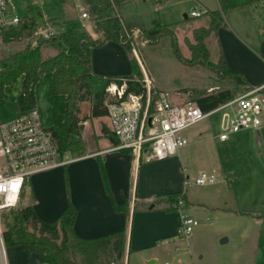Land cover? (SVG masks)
Segmentation results:
<instances>
[{"label": "crops", "instance_id": "1", "mask_svg": "<svg viewBox=\"0 0 264 264\" xmlns=\"http://www.w3.org/2000/svg\"><path fill=\"white\" fill-rule=\"evenodd\" d=\"M201 4L205 7L204 3ZM227 13L228 16L223 18L224 24L206 38V46L207 39L212 37L218 50L217 60L222 58L226 69L240 74L249 86L243 93L252 88L264 87V0L229 9ZM185 17L187 18V15ZM208 50L211 57V51L209 48ZM91 67L94 74L103 77H123L133 73L129 53L122 44L114 41L92 49ZM19 79L22 88L23 76ZM43 82L44 86H40ZM52 85L53 74L46 73L36 85L35 92L50 93ZM208 89L206 91L209 94L219 90L210 87ZM240 94L242 93L238 95ZM192 96L193 92H189V98L186 96V99L192 101ZM51 97L62 100V120L59 121L62 122L64 96ZM18 113L19 106L14 116L2 120H10ZM97 120L99 119H93ZM85 122L82 132L84 139L87 131ZM216 127L218 131L207 139L205 134L210 130V133H213L212 126L200 130L195 142L210 139L216 141V147L212 148V151L209 150L208 160L212 161L211 173L223 178L220 186L215 187L219 178L216 183L208 186L187 181L189 175L185 174L187 167L182 163L181 157L174 156L173 159H179L181 163H178L175 169L166 171L157 169L154 162H146L144 155L139 157L130 150L115 149L116 138L109 126L112 134L106 135L98 130L92 145L88 143L89 150L85 155L74 158L67 154L63 157L70 161L65 166L32 177L38 178L35 188L42 182L43 175H47L46 179L50 184L57 182L63 185V202L53 214L52 220H46L38 214L34 207L38 202L28 206L32 205L41 219L52 222L71 201L77 210L73 230L81 238L100 237L124 231L126 260L123 264H126L128 256L129 261L132 259V264L157 263L161 253L156 247H160L165 240L175 243L177 227L183 215H203L209 220L210 216L217 212L224 213L229 215L223 218L224 221L232 228L246 223L248 226L256 225L262 228V233L246 243V250H241L242 252L237 250L235 254L224 255L217 250L216 257L205 261V252L197 254L198 258L195 260L190 250L189 256L184 254V261L188 264H255L259 249L264 248V219L239 216L232 211L264 212V142L257 137V131L253 130L232 134L228 140L221 141L220 119ZM243 176L258 179L257 186L250 188L234 181L236 177ZM229 178H232L235 186L229 184ZM31 183V190L34 191L32 179ZM171 193L184 194L187 207L178 212H166V205L156 203L158 197ZM231 215L234 218H231ZM199 234V230H196L190 237V242ZM224 235H220V238H224ZM229 241L230 237H226L221 243L226 244ZM33 256L37 259L36 263L41 262L39 256Z\"/></svg>", "mask_w": 264, "mask_h": 264}, {"label": "rangeland", "instance_id": "2", "mask_svg": "<svg viewBox=\"0 0 264 264\" xmlns=\"http://www.w3.org/2000/svg\"><path fill=\"white\" fill-rule=\"evenodd\" d=\"M15 1L18 5L19 14L22 17H34L38 22H43L40 15L44 16L53 24L56 35L61 32H68L73 35L87 32L93 37H100L99 32L93 28L92 17L89 14L85 0ZM199 1L204 3L206 10L211 11L216 9L221 12L223 18L224 16H228L227 11L222 12L220 10L218 0ZM29 4L32 5L33 11L29 12L27 10V5ZM195 5L196 3L191 0H123L119 13L124 28V42L129 46L131 56L139 64L143 73V82H146L147 78L152 82L151 104H154V107L163 98L173 104H181L188 101L186 98H189V92L196 90L206 91L209 90V87L214 90H217V88H233L236 83L234 80L221 77L222 71H219V74H217V68L219 67V60H217L218 50L212 37L207 39V46L211 51V57L209 58L211 65L188 64L187 61L191 59L189 42H193V31L200 27H207L210 23V16L208 14L191 17V12L195 8ZM82 12H87L88 17L82 18ZM186 15L187 18L185 17ZM155 23L164 25L165 29H162V36L150 38L144 30L153 28ZM133 28H138L140 32L133 35L131 32ZM169 32H172L173 36ZM24 41L25 39L8 44L0 42V56L11 51L23 49L25 47ZM55 53L53 48L48 47L43 50L42 56L46 58ZM44 84L43 82L40 86H44ZM20 88L21 79L6 88L5 94L7 99L0 103L1 119L11 118L17 113L18 105L16 101H13V97L18 95ZM108 93L110 94L109 99L113 100V92ZM239 93H243V91L241 90L236 95ZM35 95L45 126H53L56 122L62 120V100L60 98H52L49 92H35ZM80 106L82 114L87 115L90 104L84 102ZM219 119V113L212 115L205 121L184 132L189 145L182 148L175 156L181 157L182 163L187 167L185 174L189 175V179L187 180L189 182H194L202 171L207 173L212 172L210 168L212 161L208 160V153L209 150L212 151V148L216 147V141L210 139L209 141L195 142V140L199 137V131L209 125L212 126L213 133H210L211 130L209 133H206V139L215 134L218 131L216 126ZM85 123L87 124H85L87 131L83 140L86 143L87 153L89 150L88 143L92 145L97 131H102L103 127L108 128L109 122L105 117L97 121L90 120L88 123ZM72 157L76 158L75 156ZM173 157L164 160H149L144 155L146 162H154L157 169L166 171L175 169V166L181 163L179 159L174 160ZM46 176L43 175V180L37 187L38 190L35 188L38 178H32L34 191L31 190L32 183L29 182L25 188V195L21 198L17 207L23 208L30 204L35 205L34 202H38L34 206L38 214L46 220H52L53 214H55L63 202V185L57 182L50 184ZM218 178L219 183L215 187L220 186L223 180L219 176ZM234 181L238 185L241 184L255 188L258 179L243 176L236 177ZM223 184L227 186L226 183ZM229 184L235 186L232 178H229ZM228 216L220 212L211 215L209 220L203 215L193 216L200 221V224L194 229L191 236H177L175 237V243L170 240L162 241L160 247H156L161 253V257L155 264H188L184 261V254H188L189 256L190 250L195 260L198 258L197 254L201 255V253L204 254L205 252V261L210 257L212 259L216 257L217 250L224 255L235 254L237 250L238 252L246 250L245 244L256 239L254 236L256 237L258 234H261L262 228L260 229L256 225L248 226L246 223L232 228L223 219ZM231 218L234 217L232 216ZM7 219L10 222L12 221V213L8 214ZM196 230H199L200 234L190 242V237H192ZM222 234H225L224 238H220ZM226 237H230L229 243L222 244V239ZM263 243H260V245ZM27 254L23 247L13 250L7 249L9 264H37L35 256ZM71 257L74 260H79L77 256L71 255ZM124 260H126V257L121 260L120 264H123ZM126 264H132V259L129 261V256L127 257ZM189 264L192 263L190 262ZM255 264H264V248L259 249Z\"/></svg>", "mask_w": 264, "mask_h": 264}, {"label": "trees", "instance_id": "3", "mask_svg": "<svg viewBox=\"0 0 264 264\" xmlns=\"http://www.w3.org/2000/svg\"><path fill=\"white\" fill-rule=\"evenodd\" d=\"M261 0H218L220 10L227 11ZM123 0H85L93 28L100 37H93L87 32L73 35L61 32L50 40H41L37 46H25L0 56V103L7 99L5 88L15 84L23 76L19 94L13 98L17 101L20 112L36 107L35 87L46 73L53 74V85L50 95H63L65 108L64 119L49 128L58 153L63 157L70 154L81 157L86 154V143L83 140V123L93 119L105 118L108 115L109 99L107 89L111 85L118 88L125 84V95H142L146 99V88L143 73L139 64L130 54L129 46L124 42V28L120 16ZM207 27L193 31V42H189L191 59L189 65H211L210 52L205 44L206 38L215 33L224 24L219 10L207 11ZM38 21L27 18L15 28L4 29L0 42L8 44L30 37ZM164 25L155 23L153 28L144 30L150 38L163 35ZM172 36L173 33L169 32ZM108 41L122 44L130 55L132 75L123 77H103L93 73L91 67L92 49ZM53 48L55 54L43 58L45 48ZM217 74L234 80L233 88L219 89L209 94L204 90L192 91L194 101L204 112H209L232 99L238 92L249 89L243 77L226 69L223 59L219 60ZM223 74V75H222ZM90 104L89 113L80 115L81 104ZM151 111V110H150ZM106 135L112 133L103 127ZM117 144L118 140L115 139ZM25 195V190L22 198ZM180 202L183 205H180ZM156 203L166 205V212H178L187 207L186 196L182 193H171L158 197ZM12 213V221L7 219ZM239 216L264 219V212L232 211ZM77 210L69 201L67 208L54 221L41 219L31 206L12 208L3 214V239L7 249L23 247L29 255H37L46 264H120L124 258L126 234L118 231L109 235L93 238H81L73 230ZM71 255L79 257L74 260Z\"/></svg>", "mask_w": 264, "mask_h": 264}, {"label": "built area", "instance_id": "4", "mask_svg": "<svg viewBox=\"0 0 264 264\" xmlns=\"http://www.w3.org/2000/svg\"><path fill=\"white\" fill-rule=\"evenodd\" d=\"M191 1L196 3L191 17L207 12L199 0ZM27 10L33 11L32 5H27ZM40 16L43 22H38L33 34L25 38V46L35 47L41 40H50L56 34L49 19ZM81 17L87 18L88 13L82 12ZM27 18L29 17L19 14L15 0H0V39L4 29L15 28ZM131 32L135 35L140 30L133 28ZM144 83L147 92L145 100L142 95H125V84L119 88L111 85L107 89L108 92H113L114 97L108 104L107 118L110 130L118 140L115 146L117 150H130L139 157L147 156L149 160L168 159L189 144L184 135L187 129L218 113L221 141L244 130L260 131L264 128V87L252 88L217 108L204 112L191 100L173 104L163 98L154 107L151 104L152 82L147 78ZM69 161L58 153L38 108L22 111L10 120L0 119V264H9L3 239L5 211L18 206L26 185L33 176L65 166ZM217 180L215 173L202 172L195 183L208 185ZM180 205L183 203L180 202ZM199 224L198 219L183 215L176 235L191 236Z\"/></svg>", "mask_w": 264, "mask_h": 264}, {"label": "water", "instance_id": "5", "mask_svg": "<svg viewBox=\"0 0 264 264\" xmlns=\"http://www.w3.org/2000/svg\"><path fill=\"white\" fill-rule=\"evenodd\" d=\"M257 137L264 142V128H262L260 131H257ZM152 263L153 262H151L149 264H152Z\"/></svg>", "mask_w": 264, "mask_h": 264}]
</instances>
